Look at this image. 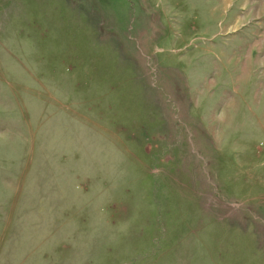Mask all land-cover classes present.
<instances>
[{
  "label": "rangeland",
  "instance_id": "obj_1",
  "mask_svg": "<svg viewBox=\"0 0 264 264\" xmlns=\"http://www.w3.org/2000/svg\"><path fill=\"white\" fill-rule=\"evenodd\" d=\"M0 264H264V0H0Z\"/></svg>",
  "mask_w": 264,
  "mask_h": 264
}]
</instances>
